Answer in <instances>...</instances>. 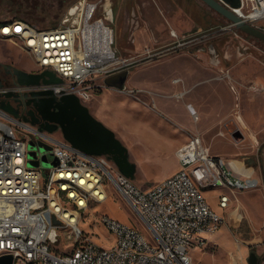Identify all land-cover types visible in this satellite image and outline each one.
<instances>
[{
	"label": "built area",
	"instance_id": "built-area-1",
	"mask_svg": "<svg viewBox=\"0 0 264 264\" xmlns=\"http://www.w3.org/2000/svg\"><path fill=\"white\" fill-rule=\"evenodd\" d=\"M239 1L240 6L232 11L264 32V0ZM113 2L80 0L53 27L41 28L22 19L1 22L0 42L14 44L33 59L36 71H52L62 83L0 82V101L8 102L9 94L52 90L57 97L74 94L86 105L108 88L107 78L179 49L178 33L170 29L175 41L165 46L156 41L143 52L121 57L115 47ZM141 24L140 11L132 9L131 43ZM31 139L53 144L58 162L54 168L27 166ZM176 155L178 171L143 189L107 156L86 154L62 134L55 138L0 108V257L11 255L13 264H194L190 248L203 244L224 222L203 190L251 191L260 187V180L236 174L223 157L211 153L198 134L189 136ZM110 184L151 230L150 239L137 226L108 215L101 216L100 224L114 237L111 245L98 244L82 229L83 216L108 199ZM230 203L229 193L218 195L221 210ZM53 231L55 240L51 239ZM62 242L71 249L54 248Z\"/></svg>",
	"mask_w": 264,
	"mask_h": 264
},
{
	"label": "rangeland",
	"instance_id": "rangeland-1",
	"mask_svg": "<svg viewBox=\"0 0 264 264\" xmlns=\"http://www.w3.org/2000/svg\"><path fill=\"white\" fill-rule=\"evenodd\" d=\"M78 1L0 0V22L22 19L41 28L53 27L62 22L69 8ZM150 1L164 23L168 24V20L175 17V23L186 22L195 27L189 31L174 29L181 44L175 55L177 64L162 67H156L158 62L140 64L133 69L136 72L131 82H125L123 89L108 87L86 104L91 114L110 128L127 148L129 160L135 165L133 180L143 189L174 174L177 170L176 150L193 134L205 139L211 153H228L233 158L237 157L231 155L236 152L235 146L246 143L252 147L253 136L264 148V42L231 26L227 18L202 0ZM116 19L115 15V24ZM112 25L115 28L114 23ZM172 40L175 41L169 34L166 41L169 44ZM125 43L128 48L133 45L128 39ZM125 53L119 54L125 57ZM0 65L28 72L38 69L29 55L10 42H0ZM174 69L179 72L174 71L171 78L182 79L179 88L167 90L162 85L155 88V82L162 77L166 79ZM2 74L5 75V71ZM4 77L11 80V75ZM180 91H187V94L175 97ZM162 96L180 102L184 112ZM158 99L160 107L156 104ZM174 110H177L178 119ZM194 115L198 119L195 120ZM241 116L246 126L241 124ZM179 118L187 123L190 121L192 127L184 126ZM235 131L243 134L242 140L233 137ZM51 135L58 138L61 132L55 131ZM39 142L43 141H29L27 166L54 168L58 162L53 154V144H46L48 148L41 151ZM244 156L250 171L260 175L261 185L246 192H227L221 187L203 190L207 201L220 213L218 195L229 193L231 203L223 212L224 222L220 229L200 246L190 248L189 255L194 264H249L251 253L257 255V264H264V156L255 153ZM37 159L38 165L29 164ZM107 192L108 199L95 204L83 216L82 229L91 233L98 244L111 245L114 237L100 224L101 216L108 215L137 226L150 239L151 230L114 185L110 184ZM67 244H54V248L70 250Z\"/></svg>",
	"mask_w": 264,
	"mask_h": 264
},
{
	"label": "water",
	"instance_id": "water-1",
	"mask_svg": "<svg viewBox=\"0 0 264 264\" xmlns=\"http://www.w3.org/2000/svg\"><path fill=\"white\" fill-rule=\"evenodd\" d=\"M202 1L212 10L227 18L238 30L264 42L263 31L249 24L232 11L231 8H238L240 6L239 0ZM10 72L17 78V82L21 85L40 86L42 84L52 85L62 83V80L56 77L54 72L49 70L38 73L10 67ZM129 72V70H125L109 77L105 80V83L108 87L123 89ZM34 94L49 96L48 104L54 107V115L51 117L42 115V118L48 123L54 124L53 127L38 124V121L23 116L19 108L15 107L11 101H0V108L14 117H22L25 122H29L34 126L39 125L40 131L53 133L59 127L64 139L74 147L89 155H108L123 175L134 179L135 165L129 160L127 148L110 128L91 114L89 108L76 95L66 94L57 97L53 94L52 90L35 91ZM8 97L12 98V95L9 94ZM34 106L37 107V104L34 103ZM233 137L239 141L242 133L235 131ZM38 147H40L39 149L41 151L48 148L43 142H39ZM29 164L36 166L39 164V159L31 160ZM54 221L58 223V221ZM51 239L55 240L54 231L51 233ZM248 261L249 264H257V255L251 253ZM0 264H13L12 256H1Z\"/></svg>",
	"mask_w": 264,
	"mask_h": 264
},
{
	"label": "crops",
	"instance_id": "crops-1",
	"mask_svg": "<svg viewBox=\"0 0 264 264\" xmlns=\"http://www.w3.org/2000/svg\"><path fill=\"white\" fill-rule=\"evenodd\" d=\"M113 4H114V11H115L114 17H113V23L115 25L114 31H115V36H116L115 47L119 53L126 52L125 53L126 55L124 54L125 57L132 56V55H135L136 53L145 51L146 48L151 47L152 45L156 44L155 43L156 41H157V44L160 46L167 45L168 41H166V40L169 39L168 29H177L180 31L195 30V27L193 24H189L186 22L183 24L177 23V22L175 23L174 22L175 17H172V20H168V24L164 23L162 18L160 17V15L158 13V11H157V8L151 3L150 0H114ZM132 9H138L140 11V14L142 16V24L139 27V29H137L134 33L135 41H134L133 45H130V47L128 48V46H126L127 43H125V41L127 39L129 40V35H130L129 13ZM177 12L179 14H182L183 11L182 12L177 11ZM123 13L125 15H124V21L122 23L121 18L123 16ZM115 15L117 18L116 24H115ZM176 18H178V17H176ZM178 51H179V49L176 52L171 53V54H167V55H165V56L161 57L160 59H157L153 62H158L156 67H162L164 65L169 66L171 64H177L178 57H175V55L178 54ZM174 71L179 72V70L174 69L172 72H169V75L166 77V79H163L164 77L161 76L162 77L161 80H158L157 83L155 82V88L158 89L162 86L164 89H167V90L179 88L178 85L181 84L182 79L179 77L178 78H171ZM135 72L136 71L133 72V69L129 72L132 74H130V78L128 80L126 79L127 83L131 82V79H132L133 75L135 74ZM156 76H160V75H156ZM160 85H162V86H160ZM165 87H168V88H165ZM185 94H187V91H180L177 94H175V97L184 96ZM161 98L171 100L173 105H175L176 107H180L182 109V104L180 102H177L175 99H171L168 96L167 97L162 96ZM161 101H163V100H161ZM156 104L160 107V99H158L156 101ZM176 111L177 110H174V115H175ZM182 111H183V109H182ZM176 118H177V116H176ZM185 118L188 119L186 117V115H185ZM193 118H194V116H193ZM179 120L185 124L184 126H186L188 128L192 127L190 121L187 123L186 121H184L183 118H179ZM239 120H240L242 125L246 126V122L244 121L242 116L239 117ZM239 139H241V140L243 139V134H242V137ZM187 140H188V137H187L186 141ZM203 141H204V144L207 146L204 138H203ZM252 141L254 142L252 147H250L246 143H244L243 145L239 144V145L235 146L236 152L231 153V155L234 157L237 156L236 158L228 156L229 155L228 153L224 154L222 152H217L215 154H213V153L212 154L216 155V156H221V157L225 156L223 158L227 161L228 165L235 171L236 174L241 175V176L257 177V178H259L260 185H261L260 175L255 173V172L250 171V168L248 166H246V164H245L246 157L244 156V154L255 153L259 157L264 156V148L261 147L258 138L256 136H253ZM184 143H182L179 147H181ZM262 144H264V142H262ZM179 147H178V149H179ZM207 147L209 148V146H207ZM177 150H176V152H177ZM228 157H229V159H228ZM176 159H177V155H176ZM176 166H177L176 171H178V169H179L178 159L176 162ZM243 192H246V191H243ZM212 207L215 210H219V209H216L214 206H212ZM221 212L223 214L224 210H221Z\"/></svg>",
	"mask_w": 264,
	"mask_h": 264
},
{
	"label": "flooded vegetation",
	"instance_id": "flooded-vegetation-1",
	"mask_svg": "<svg viewBox=\"0 0 264 264\" xmlns=\"http://www.w3.org/2000/svg\"><path fill=\"white\" fill-rule=\"evenodd\" d=\"M10 67L11 66L0 65V82H17V78L10 72ZM3 71H5V75H11V80L7 79V77H4L5 75L2 74ZM35 91L42 90H34L24 95H15L9 100V102L11 101L15 107L19 108L20 113L23 114V116H27L29 119L38 121V124L53 127L54 124H50L42 118V115L47 117L54 115V107H51V105L48 104L49 96L34 94ZM34 103L37 104V107L34 106ZM37 127L39 128V125ZM55 131H60L59 127ZM105 156L110 159L108 155Z\"/></svg>",
	"mask_w": 264,
	"mask_h": 264
},
{
	"label": "trees",
	"instance_id": "trees-1",
	"mask_svg": "<svg viewBox=\"0 0 264 264\" xmlns=\"http://www.w3.org/2000/svg\"><path fill=\"white\" fill-rule=\"evenodd\" d=\"M0 24H1V22H0Z\"/></svg>",
	"mask_w": 264,
	"mask_h": 264
},
{
	"label": "bare ground",
	"instance_id": "bare-ground-1",
	"mask_svg": "<svg viewBox=\"0 0 264 264\" xmlns=\"http://www.w3.org/2000/svg\"><path fill=\"white\" fill-rule=\"evenodd\" d=\"M198 119V118H197Z\"/></svg>",
	"mask_w": 264,
	"mask_h": 264
}]
</instances>
